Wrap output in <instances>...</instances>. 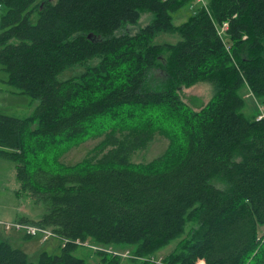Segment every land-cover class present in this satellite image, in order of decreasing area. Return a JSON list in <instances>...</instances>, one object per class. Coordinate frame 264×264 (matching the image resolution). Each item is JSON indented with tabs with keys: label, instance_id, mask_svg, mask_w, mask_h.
<instances>
[{
	"label": "trees",
	"instance_id": "obj_1",
	"mask_svg": "<svg viewBox=\"0 0 264 264\" xmlns=\"http://www.w3.org/2000/svg\"><path fill=\"white\" fill-rule=\"evenodd\" d=\"M192 1L0 0L4 81L39 100L26 117L0 112V156L16 163L21 200L28 191L43 206L20 221L89 242L104 264H118L113 245L149 264L175 241L160 264H264V0H208L177 24ZM163 33L177 39L159 41ZM201 81L215 92L196 110L181 91ZM245 87L260 102L249 111ZM120 111L138 124L107 132L96 162L32 166L38 152ZM158 127L166 150L134 161ZM77 247L32 261L0 234V264H89Z\"/></svg>",
	"mask_w": 264,
	"mask_h": 264
},
{
	"label": "rangeland",
	"instance_id": "obj_2",
	"mask_svg": "<svg viewBox=\"0 0 264 264\" xmlns=\"http://www.w3.org/2000/svg\"><path fill=\"white\" fill-rule=\"evenodd\" d=\"M208 1V0H206ZM3 4V3H2ZM203 3L199 0L192 1L183 9H180L178 12L175 13V22L177 24H181L185 22L191 13H194L197 8L202 5ZM4 5V4H3ZM5 9V6L0 10V13ZM151 15L149 13H144L140 22L146 24L150 19ZM138 27H135L137 30ZM177 39V35L170 34V33H163L160 34L158 40L160 41H175ZM82 70L81 66L73 67L64 72L60 73V77H68L73 74H77ZM63 74V75H62ZM8 76L7 72L2 69L0 65V112L12 114L20 117H25L28 115L33 114L36 111V108L39 104L38 99H34L27 93H19L15 90L12 85L6 83L3 79ZM156 76V73H155ZM215 86L213 83L209 81H201L189 88H183L181 91L182 97L184 100L191 105L193 109H200L204 104H206L214 95ZM243 94L248 101L247 111L253 109V104L257 107L259 100L252 95L250 90L245 87L243 89ZM256 103V104H255ZM259 107V106H258ZM255 108V107H254ZM260 109V108H259ZM261 110V109H260ZM138 124L137 119L135 117H127L125 111H120L118 115L113 117L112 115H104L96 118L95 121L88 127L87 132L73 138L71 140L62 141V137L58 136L56 141L59 142L58 145L52 146L50 149L45 151H40L36 156H33L32 166H41L48 170L59 171L60 167L63 165H74L84 161L85 159H94L93 161H97L98 157L106 152L107 150H103L98 148V144H100L103 136L112 130L113 128H121V127H131ZM35 125L32 126L34 128ZM168 130L158 127L155 129V138L154 140L148 145L147 148L138 151L135 154L134 161L140 162L145 161L149 162L155 157L162 154L168 144L170 137L167 134ZM16 163L10 159L0 157V202L2 200H6L8 196L12 193V189L15 188L17 178L15 177V169ZM53 168H59L57 170ZM7 179V180H6ZM20 183V182H19ZM20 188V187H19ZM9 192V193H8ZM15 192V190H14ZM17 195L19 189L17 188ZM24 192V191H22ZM5 194V196H1ZM24 194V193H23ZM14 199V195L11 194ZM28 198H24L22 202L24 203L23 209L26 208L30 214L31 218L38 219L41 217V213L43 211L42 204H37L29 197L31 194L27 191L26 193ZM29 195V196H28ZM16 221H20L19 219L15 221H8V220H0V225L6 227L7 223H13ZM22 222V221H20ZM32 224V223H30ZM37 225V224H35ZM9 230H17L14 227L7 228ZM264 232V226H261L260 233ZM49 239V238H48ZM45 241V240H43ZM58 241V246L54 249H49L53 251L51 253H60L61 248L64 244V240H59L58 237L53 236L47 241L48 243H54ZM71 242H74L71 240ZM70 243L67 242L66 245ZM76 243V242H75ZM77 248L75 249V254L79 257L84 258L89 264H104L102 261L101 256L97 257L98 252H102L101 250H92L91 244L89 242H81L76 243ZM177 244V241L171 242L169 245L161 249L160 251L154 253V257L158 260H164L163 258L166 257L169 253L173 251ZM95 247V246H93ZM43 249V248H42ZM107 249H110L111 252H107L115 257H118V264H135L132 262L130 257L133 256L135 258V254L132 252L131 246H111ZM39 251H31L28 252L29 258L32 261H36L38 259ZM113 252V253H112ZM116 252V253H115ZM206 262V261H205ZM204 261H198L197 264H206ZM152 264V262H150ZM149 263V264H150Z\"/></svg>",
	"mask_w": 264,
	"mask_h": 264
},
{
	"label": "crops",
	"instance_id": "obj_3",
	"mask_svg": "<svg viewBox=\"0 0 264 264\" xmlns=\"http://www.w3.org/2000/svg\"><path fill=\"white\" fill-rule=\"evenodd\" d=\"M0 80H1V78H0ZM14 175L17 178V170L16 169H15ZM19 187H20V183H19V180L17 178L15 188L11 190L12 191L11 194L14 195V199H12L13 196L10 194L6 200L4 199V200H2V203L0 202V220L15 221L17 219H20L23 216L28 217V216H30V214L33 215L26 208L23 209L24 203L22 202L20 196L17 195V192H16L17 188L19 189ZM14 190H15V192H14ZM1 196H5V194H2ZM23 213L26 215H24ZM0 234L3 237H5L7 240H9L14 246L20 247L23 250H25L27 252V254H28V252L39 251V250H40V252H41V250H47V252L51 253L53 251H56V249H54V248H56L58 246V241L55 242V245H54V243H48L47 241L50 238L43 241L44 239L41 235L40 236L26 237L28 235H26L24 232H22L20 230H18V231L17 230H9V229H6V227L1 226V225H0ZM59 240H60V238H59ZM49 249H54V250L50 251ZM40 252H39V254H40Z\"/></svg>",
	"mask_w": 264,
	"mask_h": 264
},
{
	"label": "built area",
	"instance_id": "obj_4",
	"mask_svg": "<svg viewBox=\"0 0 264 264\" xmlns=\"http://www.w3.org/2000/svg\"><path fill=\"white\" fill-rule=\"evenodd\" d=\"M199 1L203 3L202 4L203 6H207V1L206 0H199ZM3 6L4 5L2 3H0V10L3 8ZM227 28H228V22H224L222 25H217L218 32H219V34L221 36L224 35V33L226 32ZM263 117H264L263 114H259L258 115V119H261ZM6 227L7 228L14 227V228L24 232L26 235H30V236H40L41 235L44 240H47L48 238L53 237V236H56V237L58 236L51 229L44 228V227H41V226L35 225V224H30V223H27V222H20V221H16V222H13V223L10 222V223L6 224ZM60 239L65 241L64 245L67 242H71V240L67 239V238H60ZM74 242L80 243V240H74ZM101 249H104V248H101ZM108 250L111 251L110 249H108ZM202 261H204V260H202ZM151 262H152V264H160V263H162V260H158L156 258H152Z\"/></svg>",
	"mask_w": 264,
	"mask_h": 264
}]
</instances>
